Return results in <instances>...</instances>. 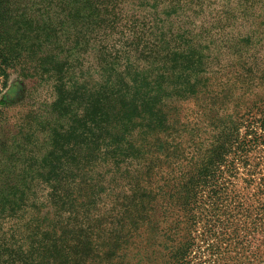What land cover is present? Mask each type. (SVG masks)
<instances>
[{"label":"trees","instance_id":"obj_1","mask_svg":"<svg viewBox=\"0 0 264 264\" xmlns=\"http://www.w3.org/2000/svg\"><path fill=\"white\" fill-rule=\"evenodd\" d=\"M126 1L0 0V75L50 81L62 116L42 152L27 134L14 147L17 178L0 174V264H264V58L206 62L159 34L157 15L119 26ZM117 34L127 56L99 51L111 69L68 115L82 98L65 96L59 54ZM256 89L249 107L231 105Z\"/></svg>","mask_w":264,"mask_h":264},{"label":"rangeland","instance_id":"obj_2","mask_svg":"<svg viewBox=\"0 0 264 264\" xmlns=\"http://www.w3.org/2000/svg\"><path fill=\"white\" fill-rule=\"evenodd\" d=\"M146 4L147 7L144 8L139 0H127L124 6L127 13H122L118 25L129 28L130 22H135L138 18L145 17L144 19L150 20L155 19L157 15L163 20L156 28L159 34L163 31L165 34L171 33L172 38L176 39L172 42L185 47L190 43L197 53H202L206 62L213 64L221 60L222 63L236 69L240 67L244 58L248 59L245 57V51L248 49H250L249 54L257 52L258 57L264 58V0H182L174 9L173 5L169 7L161 0L147 1ZM141 24V21L135 22V28ZM179 25L181 29L178 28ZM118 35L108 41L104 46L105 49L92 42L87 49L80 50L79 46L71 47L62 50L59 54L65 73V96L71 97L74 101L76 97L82 98L81 105L73 104L67 108L68 115L82 111L81 107L91 84L100 82L102 80L99 77L100 73L111 69V65H108L104 70H100L99 51L102 55L108 51L110 61L113 63L127 56L126 52L129 49L127 45L132 43L122 37L124 35ZM216 35L223 40L212 42V38ZM241 36L248 40L242 41ZM121 37L125 43L121 41ZM207 39H211V42L208 43ZM238 52L242 56L241 60L236 58ZM26 73L9 70L7 79L0 75V174L5 171L4 165L9 166L13 179L17 178L18 174L13 173L12 169L16 168L19 161L14 147L27 134L30 141L29 149L35 153L42 152L46 146L44 138L49 128L62 118L53 110L57 94L53 90L52 83L45 78L25 75ZM259 91L261 90L256 89L251 96H243L242 100H238L239 93H233L231 105L238 103L239 110L245 109L260 96ZM190 106L188 104L184 108L188 110ZM34 119L40 120L41 124ZM237 189L244 195L250 194L252 190V188L245 189L241 182ZM34 190L37 197H43L44 189L36 187ZM32 197L33 192H31ZM17 227L20 233L18 235L21 236L25 228H28L26 220L18 222ZM3 228L7 230L8 224H3Z\"/></svg>","mask_w":264,"mask_h":264}]
</instances>
